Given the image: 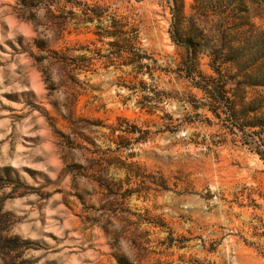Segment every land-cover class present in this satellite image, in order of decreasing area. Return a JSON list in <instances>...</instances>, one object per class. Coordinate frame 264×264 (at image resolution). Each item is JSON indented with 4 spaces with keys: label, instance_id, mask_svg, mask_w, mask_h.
Returning <instances> with one entry per match:
<instances>
[{
    "label": "clouds",
    "instance_id": "obj_1",
    "mask_svg": "<svg viewBox=\"0 0 264 264\" xmlns=\"http://www.w3.org/2000/svg\"><path fill=\"white\" fill-rule=\"evenodd\" d=\"M0 264H264V0H0Z\"/></svg>",
    "mask_w": 264,
    "mask_h": 264
}]
</instances>
